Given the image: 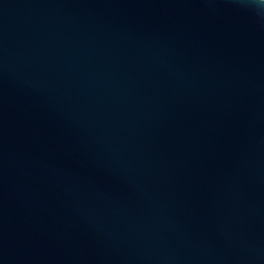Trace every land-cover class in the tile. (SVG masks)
Segmentation results:
<instances>
[{"label":"water","instance_id":"1","mask_svg":"<svg viewBox=\"0 0 264 264\" xmlns=\"http://www.w3.org/2000/svg\"><path fill=\"white\" fill-rule=\"evenodd\" d=\"M0 264H264V16L0 0Z\"/></svg>","mask_w":264,"mask_h":264},{"label":"clouds","instance_id":"2","mask_svg":"<svg viewBox=\"0 0 264 264\" xmlns=\"http://www.w3.org/2000/svg\"><path fill=\"white\" fill-rule=\"evenodd\" d=\"M244 6L257 15L264 16V0H244Z\"/></svg>","mask_w":264,"mask_h":264}]
</instances>
